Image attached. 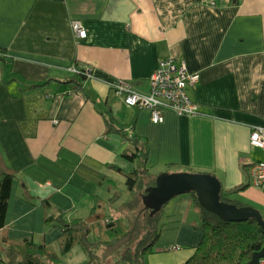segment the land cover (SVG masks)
Masks as SVG:
<instances>
[{"label":"crops","instance_id":"0c3cea01","mask_svg":"<svg viewBox=\"0 0 264 264\" xmlns=\"http://www.w3.org/2000/svg\"><path fill=\"white\" fill-rule=\"evenodd\" d=\"M76 20L84 37L73 30ZM0 47L6 49L0 57V156L16 173L2 181L0 235L46 241L59 230L44 222L41 199L50 197L73 217L90 212L95 194L108 197L119 189V172L109 173L113 182L96 185L75 171L88 157L129 165L122 151L133 146L108 129L110 121L146 137L150 169L175 164L212 171L225 189L248 182V164L264 159V148L250 142L252 128H264V0H0ZM167 57L199 72L187 94L200 112L163 107V121L153 122L110 82L127 81L146 93L149 76ZM72 62L93 67L84 90L67 91L56 79L31 87L71 76ZM33 95L46 96L40 109L47 108L48 118L27 137L19 126L22 98ZM173 207L153 251L165 253L160 260L166 264L190 255L203 235L190 196Z\"/></svg>","mask_w":264,"mask_h":264},{"label":"trees","instance_id":"16d2710c","mask_svg":"<svg viewBox=\"0 0 264 264\" xmlns=\"http://www.w3.org/2000/svg\"><path fill=\"white\" fill-rule=\"evenodd\" d=\"M0 57H6L5 48L0 47ZM84 66L72 62L69 66V69L73 70L71 76L49 77L42 82L33 83L31 87H45L52 79H56L58 83L66 86L67 91L84 90L85 82L93 74V70L88 73ZM110 88L119 95L113 85H110ZM44 98L42 95L22 98L25 115L19 120V126L27 137L35 135L38 120L48 118L47 108L40 109ZM127 128L131 129V127ZM127 128L121 123L115 125L112 121L108 127L109 130L119 132L133 146L128 151H122V155L129 162L127 167L117 163H100L88 157L77 165L75 171L79 176L96 185H102L106 181L113 182L114 178L109 173L119 172L122 174L128 198L122 199V190L119 189L108 197L97 193L89 213L67 217L66 210L56 207L50 197H44L41 199L45 208L44 222L55 225L59 230L55 238L56 245L50 246L44 239L35 241L30 237L15 239L0 235V264H61L63 262L61 256L75 245L87 254L83 264L94 262L97 256L95 251L98 248L103 249L105 255L123 248L122 261L128 264H146L147 254L153 250L165 223L161 222L163 208L151 213V210L144 205L141 195L145 192V186L155 184L159 173L174 171L175 168L180 170V166L161 165L153 174L147 166L149 146L146 137ZM199 172L214 174L212 171ZM15 176L16 173L3 163L0 156V190L5 178ZM250 185L249 179L248 182L243 181L230 189L222 187L221 199L237 205L246 204L238 199V193ZM260 190L264 191V189ZM182 195L190 196L199 208V225L203 229V235L192 253L175 264H247L253 253L264 247V227L255 218L226 221L201 206L195 192ZM115 199L119 200L117 204H114ZM172 247L174 246L170 248ZM117 262L116 260L115 263Z\"/></svg>","mask_w":264,"mask_h":264},{"label":"built area","instance_id":"2783aa9c","mask_svg":"<svg viewBox=\"0 0 264 264\" xmlns=\"http://www.w3.org/2000/svg\"><path fill=\"white\" fill-rule=\"evenodd\" d=\"M75 33L84 37L86 30L80 21H73ZM76 29H80L79 34ZM85 70L90 73L87 65ZM73 68V67H72ZM199 80V72L186 70L183 60L172 57L161 59L155 70L149 76V91L141 93L135 91L132 85L123 80H113L110 85L116 88L119 95L132 106L147 109L153 122H162L164 119L163 107L175 109L179 114L199 113L198 104L187 94V89ZM263 127L256 126L250 133V142L264 148ZM250 184L258 189H264V160L251 162L248 166ZM264 262V261H263Z\"/></svg>","mask_w":264,"mask_h":264},{"label":"water","instance_id":"95a60500","mask_svg":"<svg viewBox=\"0 0 264 264\" xmlns=\"http://www.w3.org/2000/svg\"><path fill=\"white\" fill-rule=\"evenodd\" d=\"M222 184L212 173L193 171H163L156 176L155 184L145 188L141 195L144 205L151 213L160 211L173 196L195 192L201 206L214 212L226 221L255 218L264 227L263 213L251 204L237 205L221 199ZM264 261V247L255 251L247 264H260Z\"/></svg>","mask_w":264,"mask_h":264},{"label":"rangeland","instance_id":"374dc122","mask_svg":"<svg viewBox=\"0 0 264 264\" xmlns=\"http://www.w3.org/2000/svg\"><path fill=\"white\" fill-rule=\"evenodd\" d=\"M76 30H77L76 32L79 34L80 29H76ZM84 65H87L88 66L87 68L89 70H93L92 65H89V64H84ZM179 169L180 170H178V168H175L174 171H178V172L187 171V170H183L185 168H179ZM150 170L153 174L156 173L157 171V169H150ZM192 171L199 172L198 170H195V169ZM147 186H145V188ZM245 189H247V193L242 194L241 196L243 197H239L238 199H240L242 202L246 204L253 205L255 208L259 209L262 213H264V191L251 187V185ZM119 190H122V194H123L122 199L128 198L127 190L125 188V185L122 182L119 186ZM182 194H185V193H182ZM182 194H177L176 196H173L163 205L162 216H161V222L163 224L165 223L166 225L167 222L169 221V218H168V215H170L169 213L176 210L174 209L173 204L178 198L183 196ZM165 225H164V228H165ZM55 238H56V234H54L53 236H49L46 242L50 246H55L56 245ZM157 241L160 242V240H157ZM155 245L153 246V250L149 254H147L146 264H166L167 263L166 260L163 263L160 260L162 256H165L164 255L165 253H159L157 255H153V251H155ZM122 249L123 248H119L115 250L113 253L105 255L103 249L98 248L95 251V253H97L96 259L94 260L93 263H89V264H94V263L95 264H128L127 262H124L121 260ZM192 251L190 252V254L192 253ZM148 256H154V257H152V259H148ZM61 258H62L61 261H63L61 262V264H83L87 259V254L78 245H75L73 248L69 250V252H66L65 255L61 256ZM116 260L118 261L117 263H115ZM260 264H264V262L262 261Z\"/></svg>","mask_w":264,"mask_h":264},{"label":"bare ground","instance_id":"6f19581e","mask_svg":"<svg viewBox=\"0 0 264 264\" xmlns=\"http://www.w3.org/2000/svg\"><path fill=\"white\" fill-rule=\"evenodd\" d=\"M187 70V69H186ZM188 71V70H187ZM189 72H191V71H189Z\"/></svg>","mask_w":264,"mask_h":264}]
</instances>
